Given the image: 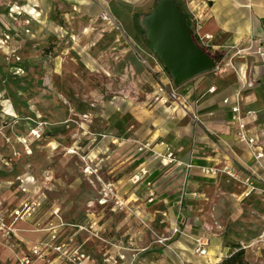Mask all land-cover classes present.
I'll use <instances>...</instances> for the list:
<instances>
[{
  "label": "rangeland",
  "instance_id": "374dc122",
  "mask_svg": "<svg viewBox=\"0 0 264 264\" xmlns=\"http://www.w3.org/2000/svg\"><path fill=\"white\" fill-rule=\"evenodd\" d=\"M33 1L38 12H32ZM156 1L2 0L0 39L7 34L8 42L0 43V202L11 204L10 209L39 202L31 218L38 217L42 231L54 230L48 232L50 241L29 238L31 244L14 248L21 252L14 258L5 260L0 252V264H22L24 257L29 264H57L58 250L33 253L42 240L62 245V251L71 248L66 254L71 264L75 254L100 264H264L260 193L245 197L235 180L224 175L215 182L201 170L204 174L196 177L204 185L170 206L148 201L145 187L131 180L140 172L138 160L115 169L111 156L100 158V134L116 112L120 117L128 113L139 134L149 135L148 120L145 127L137 123L156 101L151 80L162 73L170 77L149 49L140 23ZM178 2L192 25L187 0ZM105 9L111 20L103 17ZM116 35L142 67L130 77L110 72L116 64L109 61L118 50ZM259 64L250 63L246 73H256ZM221 66L223 71L233 67L231 62ZM260 119L264 136V111ZM126 131L125 126L119 133ZM31 176L35 190L23 183ZM192 191L185 187L181 193ZM49 215L53 220L43 223ZM199 234L210 239L204 256L196 251Z\"/></svg>",
  "mask_w": 264,
  "mask_h": 264
},
{
  "label": "crops",
  "instance_id": "0c3cea01",
  "mask_svg": "<svg viewBox=\"0 0 264 264\" xmlns=\"http://www.w3.org/2000/svg\"><path fill=\"white\" fill-rule=\"evenodd\" d=\"M187 3L190 13L199 17L200 34L202 36L210 35V38L202 40V45L207 46L206 49L215 56L217 67L178 86L181 95L180 101L177 103H174L166 93L159 95V99H156L149 113H141V122L137 123L136 121L139 126L145 127L144 122L148 120L149 135L139 134L141 128L137 131L133 127L135 120L128 117V113L124 117H120V114L116 112L110 117L108 126L105 127L98 140L100 158L111 156L113 168H121L123 162L131 163L138 160V170L142 166L147 169V174L138 181L139 185H143L142 187L146 189L145 197L147 196L148 201L151 199L163 201L170 206H177L184 198L196 194L194 191L204 185V180H198L196 176L204 174L201 171L204 168H223L225 165H229L243 172L253 170L264 177V156L256 157L258 151L264 153L262 144L264 136L260 133V116L262 118V111H264V0H187ZM0 4H2V0H0ZM32 4V12H38L36 1H33ZM1 36H4L3 32L0 33ZM7 37L6 34L4 38L0 39L2 46L8 42ZM123 42L124 40L119 35H116L113 40V44L118 46V50L110 57V63H116L113 64L110 72L114 75L130 77L134 69L141 71L142 67L138 62H135L131 53L125 51ZM237 49H242V51L238 53ZM244 49L246 51H243ZM225 62H231L233 67L223 71L221 65ZM255 62L260 63L257 66L258 71L246 73L250 63ZM160 76L168 87L172 85V79L168 75L162 73ZM151 81H153L151 85L152 88L154 87V95L155 93L157 95V79L152 78ZM246 81L251 85L243 87V83ZM142 83L144 85V82ZM121 87L120 84H117L116 88L119 91ZM238 93H241L239 101L242 110L245 113L250 111L245 120L250 134L257 141L255 150L236 138L237 123L232 119L231 107L236 102ZM117 101H121V98ZM256 113L259 117H253L256 116ZM124 119L125 121H123ZM125 126L127 131L125 136H122L119 132H122ZM107 130L108 132H106ZM147 139L171 144L176 149L179 162L164 165L160 159L152 156L138 154L139 156L133 159L132 155L123 156L121 154L139 153L137 151L138 143ZM108 149L112 152L109 153ZM188 164H191L192 167H188ZM224 175L228 177L220 171L217 175L209 176L215 178L213 181L216 182L219 177ZM187 176H190V179ZM227 179L232 180L231 178ZM26 182L34 190L37 187V181L32 176L23 180L24 184ZM234 183L238 182L234 181ZM185 187L193 191L182 195L181 191ZM252 194L259 195L258 192ZM144 201L145 199L142 198V203ZM8 206L11 204L7 205L5 200H2L0 213L7 215L8 220L11 221L10 215L13 208L10 209ZM62 217H60L61 220L66 222L64 214ZM50 220H53L52 215L46 216L43 223ZM38 222H40L38 217L19 219L14 222L15 232L9 235L0 229L2 258L6 260L21 255V252L17 253L13 249L18 250L22 244H31L32 240L29 238H34L33 242L43 237L49 239L48 232L50 230L45 233L38 227ZM199 235L204 236V234ZM42 241H44L42 249H46L48 253L50 250L57 252L49 246L51 242ZM7 247H10L12 251L7 250ZM72 251L71 248H65L64 253L59 255L61 260L57 261V264H71L66 259V254L71 255ZM196 251L200 256L206 255ZM97 261L96 258L89 255L85 256L83 260L84 264H99Z\"/></svg>",
  "mask_w": 264,
  "mask_h": 264
},
{
  "label": "built area",
  "instance_id": "2783aa9c",
  "mask_svg": "<svg viewBox=\"0 0 264 264\" xmlns=\"http://www.w3.org/2000/svg\"><path fill=\"white\" fill-rule=\"evenodd\" d=\"M103 17L105 19L111 20V16L108 12V10H104L103 12ZM192 31L194 34V37L196 41L203 46L202 40L204 38H210V35H201L200 34V28H201V23L199 20V17L194 16L193 17V24L191 25ZM206 46V45H205ZM204 47V46H203ZM207 47V46H206ZM204 47V48H206ZM242 49H237L236 52L240 53ZM217 67V66H216ZM152 70H154L151 67ZM157 89H158V94L156 95V99H159V95L166 93L169 98L174 102L177 103L180 101V91H179V85L175 84L172 80V85L170 87L167 86V84L164 82V80L161 78L160 75H157ZM237 100L236 102L232 105L231 110L233 112L232 119L237 123V131H236V138L240 142L246 143L251 149L255 150V147L257 145V141L255 137H253L250 134L248 124L245 120L246 114L250 113L244 112L242 110V107L240 105V93L237 95ZM228 101V99H226ZM137 151L139 153H142L144 155L152 156L154 158L160 159L161 163L164 165H169L172 163H178L179 159L176 153V149L169 143L165 141H159V142H154L151 139H147L144 141H140L137 146ZM264 153L258 151L256 153V157L260 158L263 157ZM188 167H192L191 164H188ZM87 171L90 172V169H87ZM202 171L206 174L209 175H217V173L224 172L226 175H228L229 178L235 180L238 182L242 188H243V195L245 197L250 196L254 192H258L261 195L262 202L264 203V177H262L260 174L257 172L251 170V171H240L236 170L235 168L225 165L223 168H216V167H209V168H204ZM147 174V169L145 167H142L140 169L139 173L134 174V177L131 178L133 182H137L143 177V175ZM152 200V199H151ZM39 202H25L22 204L20 207H17L12 210L11 212V218L12 220L9 221L7 215L0 213V229L4 230V232L9 235L15 232L16 228L14 227V222L19 220V219H28L31 218L33 213L35 212V206H39ZM58 213V211H57ZM40 223L38 222L37 225ZM54 230L53 227L48 228V230ZM52 230V231H53ZM52 239L56 238V235L51 236ZM195 241L198 245L197 250L199 251L200 254H206L208 251V246L210 244V239L206 236H197L195 237ZM49 243V242H48ZM41 244L43 243H38L33 246L32 250L34 254H40L43 249L41 247ZM50 246H54L55 250H58L60 253H64V250L62 251L63 246L60 244H54V243H49ZM75 264H84L83 260L85 258L84 254H75L74 256ZM123 256H121L122 258ZM30 260L27 257H24L22 259V264H29ZM48 264H56L54 261H50ZM100 264V263H99Z\"/></svg>",
  "mask_w": 264,
  "mask_h": 264
},
{
  "label": "water",
  "instance_id": "95a60500",
  "mask_svg": "<svg viewBox=\"0 0 264 264\" xmlns=\"http://www.w3.org/2000/svg\"><path fill=\"white\" fill-rule=\"evenodd\" d=\"M140 23L149 49L161 60L175 84L180 86L215 69V56L196 41L178 0H157Z\"/></svg>",
  "mask_w": 264,
  "mask_h": 264
},
{
  "label": "trees",
  "instance_id": "16d2710c",
  "mask_svg": "<svg viewBox=\"0 0 264 264\" xmlns=\"http://www.w3.org/2000/svg\"><path fill=\"white\" fill-rule=\"evenodd\" d=\"M206 49V48H205ZM207 50V49H206ZM208 51V50H207Z\"/></svg>",
  "mask_w": 264,
  "mask_h": 264
}]
</instances>
